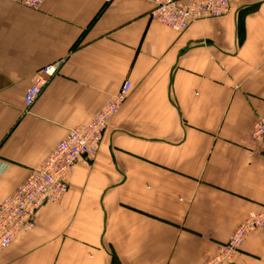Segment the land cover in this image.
I'll return each instance as SVG.
<instances>
[{
    "label": "crops",
    "instance_id": "obj_1",
    "mask_svg": "<svg viewBox=\"0 0 264 264\" xmlns=\"http://www.w3.org/2000/svg\"><path fill=\"white\" fill-rule=\"evenodd\" d=\"M175 32L143 0H0V204L128 80L93 160L0 264H201L264 209V0ZM59 62L35 103L24 92ZM228 264H264V228Z\"/></svg>",
    "mask_w": 264,
    "mask_h": 264
},
{
    "label": "built area",
    "instance_id": "obj_2",
    "mask_svg": "<svg viewBox=\"0 0 264 264\" xmlns=\"http://www.w3.org/2000/svg\"><path fill=\"white\" fill-rule=\"evenodd\" d=\"M44 0H21V4L36 10ZM112 0H104L110 2ZM152 5L150 18L175 31L183 32L191 24L204 19L220 18L229 11L228 0H143ZM59 62L47 65L33 77L24 92V106L30 108L42 88L57 73ZM131 83L125 80L85 124L72 129L45 158L42 165L29 171L26 179L0 204V251L8 248L22 232L35 226L38 211L47 204H58L69 188V178L79 159L93 160L112 118L126 101ZM251 138L264 154V116L255 119ZM264 210L252 212L238 226L217 255L202 264H228L249 233L263 228Z\"/></svg>",
    "mask_w": 264,
    "mask_h": 264
},
{
    "label": "rangeland",
    "instance_id": "obj_3",
    "mask_svg": "<svg viewBox=\"0 0 264 264\" xmlns=\"http://www.w3.org/2000/svg\"><path fill=\"white\" fill-rule=\"evenodd\" d=\"M28 109H29V108H28ZM25 179H26V178H25ZM67 192H68V191H67ZM63 197H64V196H63ZM262 210H264V209H262ZM262 210H260V211H262ZM256 212H259V211H256ZM250 213H252V212H250ZM250 213H248L246 217H248ZM244 220H245V219H244ZM244 220H243V221H244ZM243 221H242V222H243ZM242 222H241V223H242ZM241 223H240L238 226H240ZM238 226H237V227H238ZM33 228H34V227H33ZM33 228H32V229H33ZM263 228H264V226H263ZM263 228L260 227V229H263ZM260 229H258V230H260ZM255 231H256V230H255ZM253 232H254V231H253ZM232 233H233V232H232ZM232 233H231V234H232ZM251 233H252V232H251ZM231 234H230V236H231ZM249 234H250V233H249ZM230 236H229V237H230ZM229 239H230V238H228V240H229ZM228 240H227L225 243H227ZM245 240H246V238H245ZM245 240H243V243H244ZM225 243H224V244H225ZM243 243H242V245H243ZM222 245H223V244H222ZM242 245L240 246V248H239L238 252L235 254V256L240 252ZM220 246H221V245H220ZM220 246L216 249V252H215V254H214L213 256H216V255H217L216 253H217L218 249L220 248ZM6 249H7V248H6ZM6 249H4V250H6ZM4 250H2V251H4ZM2 251H0V252H2ZM213 256H212V257H213ZM235 256L231 259V261L235 258ZM212 257H211V258H212ZM209 259H210V258H209ZM206 261H208V260H206ZM206 261H204V262H206ZM204 262H203V263H204ZM201 264H202V263H201Z\"/></svg>",
    "mask_w": 264,
    "mask_h": 264
}]
</instances>
